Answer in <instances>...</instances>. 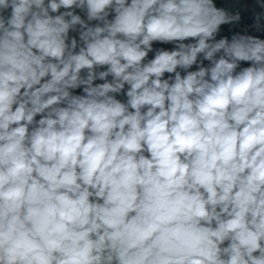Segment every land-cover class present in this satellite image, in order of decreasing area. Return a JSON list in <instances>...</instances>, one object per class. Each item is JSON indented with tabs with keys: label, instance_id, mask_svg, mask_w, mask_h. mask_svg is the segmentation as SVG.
<instances>
[{
	"label": "clouds",
	"instance_id": "obj_1",
	"mask_svg": "<svg viewBox=\"0 0 264 264\" xmlns=\"http://www.w3.org/2000/svg\"><path fill=\"white\" fill-rule=\"evenodd\" d=\"M262 35L264 0H0V264H264Z\"/></svg>",
	"mask_w": 264,
	"mask_h": 264
},
{
	"label": "crops",
	"instance_id": "obj_2",
	"mask_svg": "<svg viewBox=\"0 0 264 264\" xmlns=\"http://www.w3.org/2000/svg\"><path fill=\"white\" fill-rule=\"evenodd\" d=\"M237 0H216V3L218 6H225L228 7L234 3H236ZM243 3H247L248 5H252L254 3V0H241ZM220 35H230L228 26H222V31ZM261 38H264V36H261ZM154 48H164L166 50H171L174 45L172 44H160V43H154ZM152 53L149 54V58H152ZM246 66V65H245ZM167 75V74H166Z\"/></svg>",
	"mask_w": 264,
	"mask_h": 264
},
{
	"label": "built area",
	"instance_id": "obj_3",
	"mask_svg": "<svg viewBox=\"0 0 264 264\" xmlns=\"http://www.w3.org/2000/svg\"><path fill=\"white\" fill-rule=\"evenodd\" d=\"M251 21L247 18V14H246V17H245V21H244V23H250ZM262 36H264V35H262Z\"/></svg>",
	"mask_w": 264,
	"mask_h": 264
}]
</instances>
